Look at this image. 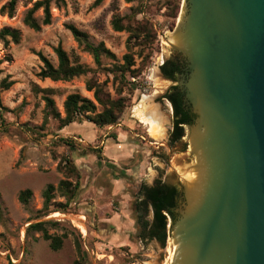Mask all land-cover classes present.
<instances>
[{
	"label": "rangeland",
	"instance_id": "rangeland-1",
	"mask_svg": "<svg viewBox=\"0 0 264 264\" xmlns=\"http://www.w3.org/2000/svg\"><path fill=\"white\" fill-rule=\"evenodd\" d=\"M8 1L0 0V8ZM35 1L19 0L10 18L0 14V29L9 27L20 33L17 44L4 45L0 41V80L8 76L12 81L8 90L0 92V207L5 219L0 223V264H73V237H79L87 264H167L170 222L163 248L154 240L140 241L132 237L135 234L132 206L141 184L152 186L157 180L163 182L169 163L172 110L163 98L166 92L157 89L154 79L160 77L161 37L174 29L183 0H168L170 6H179L172 30L168 28L171 19L166 14L167 0H104L98 6H93L94 0H64L59 7L51 5L50 24L34 31L22 21ZM132 9L139 11L133 19L150 23L157 40L143 52L145 69L131 79L135 90L129 96L123 93L128 103L117 124L96 128L83 121L60 128L57 120L49 118L41 130L44 103L40 94L34 93V85L54 90L51 97L61 118L67 95L93 99L92 92L85 89L92 74L67 82L40 80L39 54L55 65L54 49L60 46L71 61L96 70L92 57L67 30L72 25L85 33L90 43H102L114 55V59L101 58V67L122 64L128 33L114 31L111 21L114 16L131 15ZM33 17L40 21L41 10L34 12ZM134 58L137 67L141 59ZM96 77L98 83L106 81V89L113 96L112 76L97 71ZM142 102H150L165 120L162 138H153L147 126L137 119L135 108ZM4 128L7 133L2 132ZM59 139L71 141L73 148L59 144ZM53 154L57 157L53 158ZM61 156L69 157L75 164L80 173V187L68 210L56 208L65 200L54 191L48 215L38 216L42 191L48 184L56 187L63 179L56 168ZM23 190L31 192L26 206L18 202V194ZM54 213L82 217L84 234L69 221L52 217ZM44 221L57 223L56 227L46 226L48 234L66 235L58 251L50 250L40 233L26 235L29 224Z\"/></svg>",
	"mask_w": 264,
	"mask_h": 264
},
{
	"label": "water",
	"instance_id": "water-1",
	"mask_svg": "<svg viewBox=\"0 0 264 264\" xmlns=\"http://www.w3.org/2000/svg\"><path fill=\"white\" fill-rule=\"evenodd\" d=\"M160 43L185 66L161 91L195 115L163 180L182 193L167 264H264V0H183Z\"/></svg>",
	"mask_w": 264,
	"mask_h": 264
},
{
	"label": "trees",
	"instance_id": "trees-1",
	"mask_svg": "<svg viewBox=\"0 0 264 264\" xmlns=\"http://www.w3.org/2000/svg\"><path fill=\"white\" fill-rule=\"evenodd\" d=\"M19 0H9L0 8V14L12 17L17 2ZM104 0H94L93 6L100 5ZM64 4V0H37L29 8L24 17L23 24L34 31L39 30L42 26L50 24L51 14L50 7L54 5L59 7ZM170 1H166L167 17L171 19L169 30H172L174 20L177 17L179 6L177 4L169 5ZM41 10L42 18L40 21L33 17L34 12ZM138 9H132L131 15L123 17L114 16L111 21L112 29L116 32H126L128 37L126 40V54L122 57V64L111 65L110 68L101 67V58L114 59V55L100 43L93 45L88 41L85 33L77 30L72 25L66 28L70 32L73 39L84 52H87L93 59L96 70L89 69L76 60L71 61L66 52L60 46L54 49L56 56V64L54 65L49 59L39 54L42 66L39 69L37 77L40 80L48 79L52 82H67L75 78L92 74L90 79L85 82V89L92 92V101L81 97L78 94H69L62 103L64 116L61 118L55 108L52 95L54 90L51 88H39L33 86L36 95L40 94V99L44 103L43 122L41 130L46 126L48 119L57 120L60 128H64L70 124L81 123L87 121L96 128H104L117 124L119 117L127 107L128 99L123 96L125 92L128 96L135 90V83L131 79H136L146 67L143 52L146 48L151 47L157 40L156 31L150 23L145 20L135 21L133 17L138 14ZM20 40V33L16 29L3 27L0 29V41L7 45L8 42L17 44ZM137 47L138 51H133ZM134 56L140 58V62L135 67ZM162 75L170 80L177 78L184 73V62L170 58L160 65ZM100 71L112 76L111 84L113 96L106 89V81L98 83L96 72ZM12 85V81L6 76L0 80V92L8 90ZM172 110L171 131L169 133L168 144L172 145L179 142L184 137V126L192 125L195 115L192 113L188 104L184 101L183 92L178 87H172L163 97ZM30 132L33 130L29 129ZM3 133L7 130L2 129ZM68 148H73L71 141L64 139L58 140ZM56 158V155H52ZM57 171L62 174L63 179L54 187L48 184L42 191L43 199L42 208L38 211V216L48 215L50 202L54 198L53 192L57 191L65 202L56 205L62 211L68 210L70 201L76 195L80 187V173L73 161L66 156L59 157ZM31 197L30 190H23L18 194V202L26 206ZM182 200V193L175 185H168L161 180L154 182L152 186L141 184L135 194L133 202V214L135 221V234L140 241L157 242L162 248L165 246L167 238V225L170 222L172 226L178 220L177 209ZM57 210V209H56ZM5 219L3 211L0 207V223H4ZM46 226L56 227V222L44 221L31 223L26 227V235L31 236L33 233H40L43 240L48 241V247L52 251H58L63 239L66 235L56 236L47 233ZM73 248L75 260L73 264H87L85 253L82 249L79 237H73ZM8 264H12L8 262Z\"/></svg>",
	"mask_w": 264,
	"mask_h": 264
},
{
	"label": "bare ground",
	"instance_id": "bare-ground-1",
	"mask_svg": "<svg viewBox=\"0 0 264 264\" xmlns=\"http://www.w3.org/2000/svg\"><path fill=\"white\" fill-rule=\"evenodd\" d=\"M154 76L157 77L156 73L154 72ZM157 89L162 90L164 89V81L158 76V78L154 79ZM158 91V90H156ZM144 99V98H143ZM135 114L137 119L143 124H145L148 128V132L150 135L155 139H160L164 136V119L157 115V112L150 106V102H142L139 106L135 108ZM52 217H58L64 220L69 221L73 227L80 230L81 233L84 234L85 229L82 225V217L77 218V216H68L62 215L59 213H54L51 215ZM169 247V242H168ZM170 259V249L168 251L167 261Z\"/></svg>",
	"mask_w": 264,
	"mask_h": 264
},
{
	"label": "built area",
	"instance_id": "built-area-1",
	"mask_svg": "<svg viewBox=\"0 0 264 264\" xmlns=\"http://www.w3.org/2000/svg\"><path fill=\"white\" fill-rule=\"evenodd\" d=\"M169 109L171 110V107Z\"/></svg>",
	"mask_w": 264,
	"mask_h": 264
},
{
	"label": "flooded vegetation",
	"instance_id": "flooded-vegetation-1",
	"mask_svg": "<svg viewBox=\"0 0 264 264\" xmlns=\"http://www.w3.org/2000/svg\"><path fill=\"white\" fill-rule=\"evenodd\" d=\"M169 104V103H168ZM170 105V104H169ZM172 119V118H171Z\"/></svg>",
	"mask_w": 264,
	"mask_h": 264
}]
</instances>
